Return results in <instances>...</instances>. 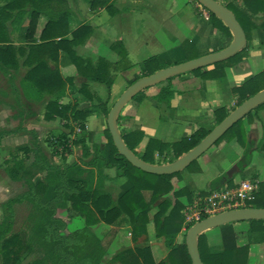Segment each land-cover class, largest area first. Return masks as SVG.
I'll return each instance as SVG.
<instances>
[{
  "label": "trees",
  "instance_id": "1",
  "mask_svg": "<svg viewBox=\"0 0 264 264\" xmlns=\"http://www.w3.org/2000/svg\"><path fill=\"white\" fill-rule=\"evenodd\" d=\"M2 1L3 4H0V73L12 83L16 79L15 71L19 64H29L30 69L19 79L22 92L18 87L12 85V94L16 102L20 104L21 94L38 95L39 98L48 94L49 96L43 103V119L59 120V123L68 128V131L57 133L50 131V137L46 139L47 144L51 147L52 155L62 158L61 163H55L45 153L37 131L27 129L22 123L11 129H0V143L4 137L12 134L28 135L26 142L14 147L15 154H13V156L19 152L24 154V158L15 157L14 164L17 170H22L20 177L23 180L24 190L16 197L8 198L2 203L5 219L0 221V259H3V264H16L21 253L25 250H35L42 254L26 264H103V261L108 262L106 264H192L185 243V233L180 242L176 241L183 225V206L193 194L185 186L178 189L173 188L171 179L178 175V172L153 174L138 169L118 153L107 126L99 134L86 129V121L90 115L98 113L104 118L107 117L109 109L113 105L109 101L115 77L105 60L99 59L93 62L91 59L77 56L73 50V46L77 44L78 40H82L86 35L88 29L86 25L82 24L73 30L69 29V12H66V8L63 6L65 0ZM110 1L89 0V3L92 9L103 6L109 9L112 6ZM263 1L231 0L223 4L234 13L243 28L246 44L231 57L214 62L209 68L204 66L189 72L204 79H220L225 76L227 68L239 63L246 56L250 29L252 28V24L248 23L247 19L252 16L250 14L258 10H253L254 2L261 4ZM209 14L214 25L229 30L218 17L210 11ZM27 15L24 37L28 40V47L25 50L23 45L12 43L8 35V25L20 22ZM41 19H44V22L40 32L35 36ZM261 28L264 31V20ZM112 47L121 57L125 56V52L117 49V43ZM183 47L185 48V44ZM59 50L65 51L69 56L71 65L75 68V75L85 80L78 87L74 86L71 81L72 77L62 78L57 66L51 68L48 65V60L56 61ZM185 51L184 49V53ZM24 53H26L25 56H23ZM185 56L187 60L196 58V55L186 53ZM156 61L157 58L154 56L144 60L140 75L133 78L128 85L142 76L165 68L156 65ZM172 77L167 80L169 81ZM66 79L71 81L69 83L88 103L87 106L78 107L79 99L69 100L66 103L59 101L65 95ZM91 83L104 86L103 97L98 94L97 90L90 89ZM263 88L264 69L248 76L240 85L231 88L236 99L232 110ZM174 93L170 83H167L160 87L152 97L160 102H169ZM143 98L144 92L141 90L128 103L140 102ZM125 106L117 118L121 137L128 148L139 158L153 164L172 162L188 152L215 125L221 122L230 110L224 105L219 106L213 111L211 127L201 126L178 140L163 141L154 137L145 139V134L141 129L122 127L121 120ZM263 106L264 102L244 117L250 119L251 113ZM242 119L235 122L219 139L226 136L243 144L245 131ZM76 128L80 129L81 135L73 138L71 134L75 132ZM95 136H98L99 139H95ZM142 144V149L138 151L137 148ZM72 145H78L81 148L80 162L76 160L64 161V157L70 152ZM194 161L187 167L191 166ZM31 174H35V176L32 177ZM120 178L123 180L117 191L106 189L105 182ZM216 181L217 179L213 181L211 190L223 186L215 185ZM226 183L228 186H233L229 178ZM182 197H185V200H182ZM25 202L29 204L27 217L31 225L30 230L28 232H12L15 219L13 206L16 203ZM249 204L252 207L264 208L263 179L258 180V190ZM68 207L83 218L84 225L63 234L62 231L65 230L66 223L57 215V210H64ZM153 208H156L151 216L155 234L164 239L168 249L166 256L157 262L152 258L148 245H137L145 239L143 236L147 234V224L150 221L149 213ZM246 221L250 223L249 232L264 233V219ZM98 223L128 225L131 240L135 245L122 248L111 258L105 260V247L93 229V226ZM186 228L188 229V227ZM218 228L222 244L220 250L209 249L205 233L198 235L201 260L205 264H246L248 245L238 244L237 233L232 223L223 224Z\"/></svg>",
  "mask_w": 264,
  "mask_h": 264
},
{
  "label": "crops",
  "instance_id": "2",
  "mask_svg": "<svg viewBox=\"0 0 264 264\" xmlns=\"http://www.w3.org/2000/svg\"><path fill=\"white\" fill-rule=\"evenodd\" d=\"M157 1L158 2H156V0H111L110 3H112V6L109 9L105 6L92 9L90 7L89 0L84 2L78 1L76 3L72 0H65L63 4L65 8L68 4L73 6V16L71 17L69 15L68 17L69 29L73 30L82 24H85L88 28L86 30V35L84 36V38L82 40H78L77 44L73 46V50L75 51L76 55L84 59H91L93 62H96L99 59L105 60L110 67L111 73L115 75L114 82L112 85H114L119 78H121V81H125L129 84V82L133 78L140 75L143 61L150 57L154 56L157 58L156 65L158 64L161 67H167L186 61L187 59L185 53L189 55H196V57H198L221 50L231 42L232 34L230 30H225L219 27L218 25H214L210 15L209 18L206 19L202 12L199 10V8L195 6V4L187 2L186 0ZM217 1L223 5L225 3L230 2L231 0ZM84 3L88 4L86 6V10L84 11L85 14H82L78 11H76L75 13V9L80 10L81 8H84ZM156 4L157 7L155 6ZM144 8L147 10V12ZM262 9H264V1L261 4L258 2H254L253 10H257V12L250 14L252 16L250 17V19H247V22L252 24V28L250 29V38L248 40V49L246 51V56L235 66L227 68L226 74L223 78L204 79L200 76L195 75L194 73H190L189 71L182 73V75L179 76V78L185 82H190L193 79H198L200 81L203 80L204 82H206L207 86L200 85V87H198V90L205 89L207 87V89L213 92L214 95H217V97L220 96L222 92L226 93L227 99H230L227 100L228 102H226L225 104L219 106L224 105L225 107L230 109L229 112L232 111L231 107L235 106L236 101L235 96L232 94L231 88L233 86L240 85L241 82L248 76L253 75L264 69V31L261 28V24L264 20V10ZM132 14H135L134 17L129 18V16H132ZM123 15H125V17L127 18H125L126 20H124ZM27 16H25L24 19L18 22L23 25V28L19 27L21 28L20 30L22 38H20L18 41L14 39V35L19 32L11 29V27H8V35L12 40V43L15 45H23L25 50L28 47V40L24 37L25 27L28 19ZM123 21H130L128 28L129 31L133 28L132 23L134 24V30H136V35H132L131 31L125 33L123 30H121L120 23H123ZM18 23H16V25ZM42 23L43 21L39 22L38 27L35 31V36H37L40 32ZM125 35H129V37L133 36L134 38H131L133 40L141 39L142 36L149 38V43H151L152 45H156L152 49H156L150 52H146L142 60H137L138 58L135 59L132 56V52L138 51H132V48L128 46V42L124 38ZM101 40H103L104 42L102 43ZM86 43L88 44L86 45ZM116 43L117 49L122 52H125L124 57H121L117 53L116 49L112 47V45ZM184 44L185 48L183 47ZM184 49L186 50L185 53ZM25 55L26 53H24L23 56ZM18 57H20V55H18ZM48 65H50L51 68L57 66L60 70L62 78H65L66 76L72 77L71 81H73V84L76 87H78L82 81H85L82 77L75 75V68L73 65H71L69 56L63 50H59L56 61L48 60ZM209 67L210 65L208 66V68ZM132 68L135 70H133ZM246 68H250V71L246 72ZM29 69V64H19L17 70L15 71L16 79L12 83L8 81L4 75H2L5 79L4 81L7 93L12 94V85L18 87L19 91L22 92L19 86V79ZM130 69L133 70L132 73H128ZM253 71L256 72L253 73ZM71 81H68L67 79L65 80V95L59 101L61 103H66L69 100L79 99L78 107L82 108L87 106L88 103L83 100L82 96L79 95L72 87V84L69 83ZM89 87L92 91L97 90L98 94H102V91L104 90V86L98 83H91ZM158 90L155 91L154 86L145 88L143 89L144 98L140 102L133 101L125 106L123 110V119L121 120L122 127H124L125 129L143 130L145 134V139H147L148 137H154L163 141H168L157 136L160 123L163 120V111H165L167 108L173 112H179L176 113L179 117H190V119L188 118L186 123H189L191 125L193 124L194 126H188L187 132L183 136L189 135L198 127L202 126L205 128H209L213 125V123H211V126H207L205 122L198 120L200 117H204L207 115L212 121L214 111L213 108H208L209 110H204V106H202V102L204 101L203 98L200 97V95H196L193 92H190L191 90H182L178 91V93L181 94L179 95L178 102L173 103L174 99H171L173 100L172 102H170L171 100L169 102H160L152 97V95L155 94ZM48 96V94H44L43 98H39L38 95H31L29 93L21 94L20 104L22 106H25L27 108H33V104H36L35 107H39V110H32L28 115L22 114L19 116H12L10 121L12 122L13 126H11L10 129L22 123V125L25 126L27 129H33L38 132V130L40 129V125L57 123V125L55 124V127L57 129H52L53 132L68 131V128L63 126L62 123H59L58 120L48 121L43 119V103ZM129 105H132V109L127 114L125 110L128 108ZM219 106H216V108ZM3 107H6L9 111L6 108L4 109ZM6 110L7 112L14 115L13 111H15V109L11 105L3 104L0 111L6 112ZM95 117H97L96 113L90 115L87 118V130H93L89 128V122ZM105 126H107L106 123L105 125H103V128ZM103 128H101V130ZM75 130L80 131L79 128H76ZM17 136L21 135L12 134L6 136L5 138H9L10 140H12V142L16 143L15 146L23 144L18 143L19 137L17 138ZM142 147L143 144L140 145L137 150L140 151ZM188 176L189 173L185 175V178ZM180 178H183V176ZM228 178L231 179L232 184L238 182L234 181L233 174L224 173L216 177L217 181L215 185L221 186L227 184L226 181ZM249 178H255L257 180L261 179L255 173H253L252 176ZM122 180L123 179L120 178L118 181L122 182ZM174 181H177L175 177L171 179L172 186L175 189ZM189 190L193 193L196 191H205L202 189ZM183 199L185 200V197ZM246 222V220L231 222L234 230L237 233V242L239 245L247 244L249 251L251 250V247L254 248L255 246L257 247H255L254 250L260 251L262 249V252H258V255L256 256V260L258 261L256 264H264V233L249 232L248 229L250 227V223ZM243 223H246V225H242ZM104 225L108 227L110 233L109 239L106 241V243H102L106 250V256H108L107 259H109L112 257L113 254L122 249V246L127 245L123 242L120 243V240L122 239L121 235L118 234L120 229L126 226L129 231L128 233H130V230L128 225L125 224ZM214 230H218L219 237H216L215 234L213 235ZM243 231H245L246 239H248L247 241L241 240V238L244 236V233H242ZM184 233L186 234V230L184 229L183 222L182 228L176 237V241L180 242ZM203 233L206 234V241L209 249L215 251L221 249L222 244L220 238V230L218 227L206 230ZM128 236L130 238L131 233ZM260 236L261 238H258ZM256 237L257 239H255ZM148 238L149 239L146 244L150 247L152 258L154 259V261L157 262L158 260L166 256L168 249L165 246L164 239L162 237L156 238L155 236H148ZM133 245H131L130 247H132ZM114 246L118 248L116 252L114 251ZM249 251L248 254H250Z\"/></svg>",
  "mask_w": 264,
  "mask_h": 264
},
{
  "label": "rangeland",
  "instance_id": "3",
  "mask_svg": "<svg viewBox=\"0 0 264 264\" xmlns=\"http://www.w3.org/2000/svg\"><path fill=\"white\" fill-rule=\"evenodd\" d=\"M75 3L76 2H84L87 0H72ZM183 1V0H182ZM185 1V0H184ZM156 2H158L156 0ZM0 4H3V1L0 0ZM88 4H83V9L80 10L75 9L76 11L85 14L84 11L86 10V6ZM157 7V4L155 5ZM145 9V8H144ZM147 12V10L145 9ZM66 12H69V15L73 16V6L67 5ZM77 12V13H78ZM129 15V14H125ZM123 15L124 20L127 18ZM135 14H132V16H129V18L134 17ZM28 17V16H27ZM26 17V19H27ZM25 18V17H24ZM23 18V19H24ZM126 18V19H125ZM44 19H41L40 22H42ZM131 21V19H130ZM130 21H123V23H120V28L125 33L132 32V35L135 34V27L132 23V30L129 31V23ZM44 22V21H43ZM78 24V23H77ZM27 26V24H26ZM8 27L13 30L18 31L19 33H16L14 35V39L18 41L21 36V28H23V25L21 23L11 24L8 25ZM21 27V28H19ZM25 27V26H24ZM12 30V31H13ZM140 30V29H138ZM136 35V34H135ZM125 40L128 42V46L132 48V51H138V52H132V56L137 60H142L144 57V54L146 52H150L152 50H155L156 48L152 49L156 45H152L149 43V38L143 37L138 40H133L131 38H134L133 36L125 35ZM27 39V38H26ZM103 43L104 41L101 40ZM137 42V43H134ZM88 43H86L87 45ZM133 69V68H132ZM130 69L128 73H132L135 69ZM250 71V68H246V72ZM256 71H253V73ZM252 73V74H253ZM182 74L174 75L169 81L164 80L161 81L154 86L155 91L158 90L160 87L166 85L167 83H170L171 87L175 90L174 96L172 99H174V102L179 101V94L178 91L182 90H191L190 92H193L196 95H200L201 98H203L202 106H204V110H209L208 108L215 109L216 106L225 104L228 102L230 98L227 99V94L222 92L220 96L217 97V95H214L213 92L209 91L207 87L205 89L198 90V87L200 85H206V82L203 80L193 79L190 82H185L179 78V76ZM230 79V78H229ZM4 77L2 74H0V109L2 108L3 104H9L12 107H14L15 111L14 115L7 112L0 111V129L5 128L8 129L12 125V122L10 121L12 116H19L24 114H29L32 110L38 111L39 107H35L36 104H33V108H27L25 106H22L21 104L17 103L15 98L12 97V94L7 93L6 91V85L4 81ZM126 86H128V83L125 81H121V78L117 80V82L112 85V91L110 96L109 103H114V101L118 98V96L126 89ZM196 87V88H194ZM125 88V89H124ZM102 97L103 95L100 94ZM222 98V99H221ZM171 100L170 102H172ZM19 104V105H16ZM232 108V107H231ZM132 109V105H129L128 108L125 110V112L128 114V112ZM9 111V110H8ZM4 112V113H3ZM124 112V113H125ZM258 112V113H257ZM176 113L179 112H173L170 109H166L163 111L162 115V121L160 123V127L158 129L157 136L168 141H173L181 136H183L187 132L188 126L193 127L194 125L186 123L188 118L190 117H179ZM257 113V115H256ZM252 116L250 119L248 117H243L241 120L243 129L245 131V138L244 143H239L234 138H227L226 136L219 139L217 142L212 144L205 152H203L189 167H185L184 169L178 171V175L174 176L177 181H174V187L175 189L180 188V186H187L188 189H202V190H211L213 186V180L216 179V177L220 174H233L234 181H239L241 179L249 178L252 176L253 173L257 174L261 180H264V106L259 108L257 111H253ZM192 120V119H191ZM199 121H203L207 124V126H211L210 124L213 123V120L211 121L209 116L200 117L198 119ZM190 121V120H189ZM58 122H60L58 120ZM192 122V121H191ZM106 123V118H104L102 115L97 113V117L93 118L89 122V128L93 129L90 131H96V134H99L101 131V128H103V125ZM17 124V122H16ZM55 124L57 123H51L47 125H40V129L38 130V138L40 139V144L42 148L44 149L45 153L55 162V163H61L62 158L59 156H53L51 152V147L46 142V139L50 137L49 131L53 132L52 129H57L55 127ZM88 129V126H87ZM99 131V132H98ZM190 131V130H189ZM57 133V132H54ZM17 136L18 143H24L28 139V135H22ZM81 135V132L75 130L71 134V137L75 138L77 136ZM95 139H99L98 136H95ZM16 143L12 142L9 138H3L0 143V221L5 219V210L2 206V203L6 201L8 198L16 197V195L21 194V192L24 190L23 186V180L20 177L22 174V170H17V168L14 166L15 164V157L18 159L24 158V154L18 153L15 156L14 146ZM71 150L69 153L65 155V160L67 162H70L72 160H76L80 162L79 160L82 157L81 148L78 145H72ZM31 157V154H29ZM189 173V176L185 178V175ZM32 177L35 176V174H31ZM183 178H180L182 177ZM180 178V180H179ZM182 179V180H181ZM119 180V179H118ZM118 180H114L111 182H105L106 189L114 190L113 192L117 191L119 184L121 183ZM175 180V179H174ZM181 186V187H182ZM171 195V194H170ZM184 197H182V200ZM29 204L28 203H16L13 206L14 209V223L12 232H28L30 230V221L28 220V213H29ZM156 211V208H153V210L149 213L150 221L147 224V234L143 236L145 239L139 242L137 245L143 246L147 245L146 242H148V236H155V229L153 225V221L151 219L152 213ZM57 215L62 218L66 223V228L63 230V234H67L68 232L82 227L84 225V220L81 216H79L77 213L73 212L69 207L64 210H57ZM247 223V222H246ZM246 223H243L242 225H246ZM95 233L97 236L101 239V242L103 244L106 243V241L109 239V230L108 227H106L103 223L95 224L93 227ZM119 229V228H118ZM118 231V230H117ZM128 229L126 226L118 232L119 235H121L122 239L120 240V243L123 242L127 244L126 246L130 247L133 245L131 241V236L129 238ZM244 236L241 238L242 241H247L245 231H243ZM215 234L216 237H219L218 230H214L213 235ZM261 235V234H260ZM263 235V234H262ZM264 236V235H263ZM258 238H261L258 237ZM257 239V237L255 238ZM119 243V244H120ZM124 245V244H123ZM135 245V244H134ZM126 246H122L123 248ZM250 246V245H249ZM121 247V248H122ZM257 247V246H255ZM254 247V248H255ZM116 248V249H115ZM254 248L251 247V250L249 251L250 254H248V259L246 261V264H256L258 261L257 255L258 252H262V249L260 251L254 250ZM117 247L114 246V251H117ZM217 249V248H215ZM114 253V252H113ZM42 254L39 253V251L35 250H25L23 253H21V256L16 264H26L31 262L32 260L40 257ZM108 256H105V260ZM163 259V258H161ZM160 259V260H161ZM159 261V260H158ZM108 262L103 261V264H106ZM0 264H3V259H0ZM111 264V263H109Z\"/></svg>",
  "mask_w": 264,
  "mask_h": 264
},
{
  "label": "water",
  "instance_id": "4",
  "mask_svg": "<svg viewBox=\"0 0 264 264\" xmlns=\"http://www.w3.org/2000/svg\"><path fill=\"white\" fill-rule=\"evenodd\" d=\"M208 11L218 17L232 34L231 42L221 50L208 53L196 58L186 60L165 68H161L152 74L142 76L128 85L126 89L118 96L109 109L106 117V125L111 135L114 146L118 153L124 156L128 162L148 173L153 174H172L187 167L192 161L197 159L212 144L216 142L235 122L243 118L248 112L264 102V88L244 100L236 106L228 115L209 133L202 138L192 149L181 155L176 160L165 164H153L143 161L132 150L128 148L121 137L117 126V118L123 107L141 90L151 87L169 77L192 71L196 68L209 66L214 62L227 59L240 51L246 44V35L237 21L234 13L217 0H197ZM253 219H264V208L246 207L232 209L206 217L191 225L185 234V243L192 264H205L200 257L198 248V235L206 230L221 226L223 224L245 221Z\"/></svg>",
  "mask_w": 264,
  "mask_h": 264
},
{
  "label": "built area",
  "instance_id": "5",
  "mask_svg": "<svg viewBox=\"0 0 264 264\" xmlns=\"http://www.w3.org/2000/svg\"><path fill=\"white\" fill-rule=\"evenodd\" d=\"M195 4L206 19L209 11L197 0H186ZM258 190V180L245 178L239 180L233 186L224 184L222 187L207 191H196L189 201H186L183 209L184 229L203 218L221 213L223 211L250 207L249 202L254 198Z\"/></svg>",
  "mask_w": 264,
  "mask_h": 264
}]
</instances>
